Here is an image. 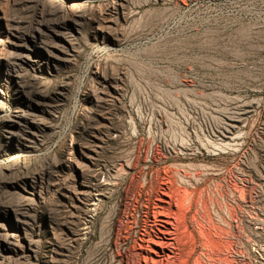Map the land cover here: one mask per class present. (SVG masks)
<instances>
[{"label": "rangeland", "instance_id": "rangeland-1", "mask_svg": "<svg viewBox=\"0 0 264 264\" xmlns=\"http://www.w3.org/2000/svg\"><path fill=\"white\" fill-rule=\"evenodd\" d=\"M162 181L264 264V0H0V264H135Z\"/></svg>", "mask_w": 264, "mask_h": 264}, {"label": "bare ground", "instance_id": "bare-ground-1", "mask_svg": "<svg viewBox=\"0 0 264 264\" xmlns=\"http://www.w3.org/2000/svg\"><path fill=\"white\" fill-rule=\"evenodd\" d=\"M110 184H117V182L115 183L113 180ZM171 187H173V185L171 186L162 181L156 188L151 189L153 220L152 223H149L151 224L150 228L145 231L135 245L134 249L137 251L134 253H136L138 258V261L135 264H177L176 259L180 258L179 254L181 253L180 251H182L181 246L184 245L183 243L189 241V238L186 237V239L185 236L182 237L184 235L182 233L184 232L181 233L182 236L180 234V231L183 230H180V224L185 220L184 214L187 212L186 209L189 206L187 205L189 204V197L187 198V196H185V198L184 194H182L184 191L182 190L187 189L185 186H183L185 187L184 189L180 186L182 188L181 190L180 187L177 186L179 187L178 189L182 191L181 192L175 190L177 189L174 188L175 186L173 187L174 189ZM108 197L109 193H106L100 196L99 200L103 202L105 201V198ZM100 207V202L94 203V216L97 215ZM185 234L187 233L185 232Z\"/></svg>", "mask_w": 264, "mask_h": 264}]
</instances>
